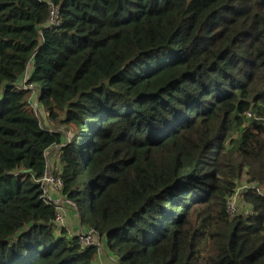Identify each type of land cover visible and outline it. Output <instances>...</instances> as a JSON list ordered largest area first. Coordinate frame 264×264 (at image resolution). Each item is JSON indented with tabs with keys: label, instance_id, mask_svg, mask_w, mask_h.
Listing matches in <instances>:
<instances>
[{
	"label": "trees",
	"instance_id": "trees-1",
	"mask_svg": "<svg viewBox=\"0 0 264 264\" xmlns=\"http://www.w3.org/2000/svg\"><path fill=\"white\" fill-rule=\"evenodd\" d=\"M53 148L117 264H264V0H0V264L97 258Z\"/></svg>",
	"mask_w": 264,
	"mask_h": 264
},
{
	"label": "rangeland",
	"instance_id": "rangeland-1",
	"mask_svg": "<svg viewBox=\"0 0 264 264\" xmlns=\"http://www.w3.org/2000/svg\"><path fill=\"white\" fill-rule=\"evenodd\" d=\"M38 95L33 96V100L37 99ZM36 101L33 102L34 105V109L36 110V114L38 116V118L41 121V124L43 127H45L47 130H53V127L50 123L49 120H47L46 118V114L44 112V110L42 109V107L39 105V103H37ZM55 155H57V148H53L51 149L47 155H46V161H47V171L46 174H49L50 171H55L56 170V161L54 159ZM54 159V160H53ZM245 187H247V184L245 183L244 179H242L239 182L238 185V195H236L232 201V205L234 203V208H235V212L236 214H246L248 213L247 207L245 204L242 203L241 199H240V195L243 192V190H245ZM56 196H58V193H55ZM60 197L62 199V204H61V211L59 213L60 217H62L63 221L61 222L60 225H56L57 228H64V229H68L71 228L72 225H74V222H76L77 224V220H74V217H70V214L74 213V210L72 209L73 204L66 200L65 198H62L61 194ZM63 205V206H62ZM68 212V220L69 222H67L68 220L66 219V215ZM58 214V211L56 210V215ZM94 264H117V259L113 256V255H106L105 252L103 253V250L98 253L97 258L94 260Z\"/></svg>",
	"mask_w": 264,
	"mask_h": 264
},
{
	"label": "built area",
	"instance_id": "built-area-1",
	"mask_svg": "<svg viewBox=\"0 0 264 264\" xmlns=\"http://www.w3.org/2000/svg\"><path fill=\"white\" fill-rule=\"evenodd\" d=\"M34 101L38 103L37 99H35ZM248 116L250 115L248 114ZM58 175L59 170L56 169L55 171H50L49 174L45 173V175L38 181L41 186V190L43 192L46 203H51L55 206V209L58 211V214L56 215L54 220V224L57 226L60 225L63 221L59 213L61 211V204L62 202H64L60 197L62 190V182ZM55 193H58L59 195L56 196ZM228 210H230L231 213L235 212L234 203L232 205V202H228ZM71 235L77 237L82 249L86 247H95L98 250V253L103 250V243L100 241L96 233L91 229L79 228L77 231H75L74 234Z\"/></svg>",
	"mask_w": 264,
	"mask_h": 264
},
{
	"label": "crops",
	"instance_id": "crops-1",
	"mask_svg": "<svg viewBox=\"0 0 264 264\" xmlns=\"http://www.w3.org/2000/svg\"><path fill=\"white\" fill-rule=\"evenodd\" d=\"M54 159H55V161H56V165H55V167H56V169L59 170V166H58V156L55 155ZM54 159H53V160H54ZM62 206H63V205H62ZM69 216H70V217L72 216V217H74V220H77V214H76L75 211H74L73 214H70ZM67 217H68V212H67V215H66V219L68 220ZM67 222H69V220H68ZM61 225H62V224H61ZM78 228H79V226H78V221H77V224H76V222H74V225H72L71 228H68V229H66V230L69 232V234H74L75 231L78 230Z\"/></svg>",
	"mask_w": 264,
	"mask_h": 264
}]
</instances>
